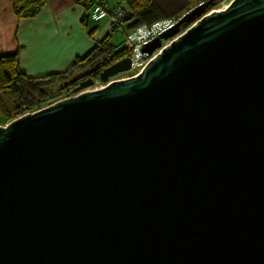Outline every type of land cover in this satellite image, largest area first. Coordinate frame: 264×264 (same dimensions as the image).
<instances>
[{
  "label": "water",
  "instance_id": "95a60500",
  "mask_svg": "<svg viewBox=\"0 0 264 264\" xmlns=\"http://www.w3.org/2000/svg\"><path fill=\"white\" fill-rule=\"evenodd\" d=\"M212 1L0 125V264H264V0Z\"/></svg>",
  "mask_w": 264,
  "mask_h": 264
},
{
  "label": "trees",
  "instance_id": "16d2710c",
  "mask_svg": "<svg viewBox=\"0 0 264 264\" xmlns=\"http://www.w3.org/2000/svg\"><path fill=\"white\" fill-rule=\"evenodd\" d=\"M47 0H13L12 10L17 19L35 17ZM196 0H124L127 17L122 27L112 30L98 41L85 55L74 58L71 65L58 72L41 76L25 74L19 65V49L0 56V124L33 111L46 104L49 98L73 90L78 82L99 77L100 71L125 56L121 46L117 49L111 41L118 29H131L141 24L150 25L160 19L178 16L188 10ZM90 5V4H89ZM85 5L81 22L84 23L89 13ZM185 22L182 25H186ZM191 23V21H190ZM189 23V24H190ZM186 28V27H185ZM93 29L88 30L91 36Z\"/></svg>",
  "mask_w": 264,
  "mask_h": 264
},
{
  "label": "crops",
  "instance_id": "0c3cea01",
  "mask_svg": "<svg viewBox=\"0 0 264 264\" xmlns=\"http://www.w3.org/2000/svg\"><path fill=\"white\" fill-rule=\"evenodd\" d=\"M106 8L115 0H104ZM96 5L95 14L81 16L84 7L73 0H47L32 18L17 19L13 0H0V56L19 49L21 70L30 76H41L67 69L74 58L85 55L111 30L106 9ZM103 13L100 14V13ZM92 21V24L90 23ZM92 35L88 30L93 29Z\"/></svg>",
  "mask_w": 264,
  "mask_h": 264
},
{
  "label": "built area",
  "instance_id": "2783aa9c",
  "mask_svg": "<svg viewBox=\"0 0 264 264\" xmlns=\"http://www.w3.org/2000/svg\"><path fill=\"white\" fill-rule=\"evenodd\" d=\"M75 1L79 2L81 0H75ZM205 1L206 0H196L195 4L192 5L188 10H190L191 8H194L197 5L203 4ZM231 1L232 0H216V2L212 6L206 9V13H210L213 10H221L225 8ZM108 14L110 15V20L111 22H113V24L115 23L121 24L123 22V19L126 13L122 7L113 6L110 8V10H108ZM182 15L183 14H180L178 16H173L167 19H160V20L153 22L150 25L141 24L135 28L123 29V32L125 35L124 40H123V46L126 47L128 50V56L130 58V68L127 71L119 72L109 77L108 82L112 80L124 79V78L137 75L150 59L155 57L161 51L163 47L168 45L180 33H177L174 36L169 37L167 39L160 38V47L154 49L150 54H147L141 51V48L143 47V45L152 41L155 37L159 36L166 30L172 28L179 21ZM121 74H126V75L122 76ZM105 84L106 83L104 82L102 83V81L98 77L94 79V82L92 86L89 87V89L100 88L104 86ZM72 91L73 90L69 88V92L58 94L52 98H49L46 101V104L55 102L60 99L67 98L72 95Z\"/></svg>",
  "mask_w": 264,
  "mask_h": 264
},
{
  "label": "rangeland",
  "instance_id": "374dc122",
  "mask_svg": "<svg viewBox=\"0 0 264 264\" xmlns=\"http://www.w3.org/2000/svg\"><path fill=\"white\" fill-rule=\"evenodd\" d=\"M83 1V2H82ZM120 2L121 3V5L120 4H114V5H112V6H110L109 8H106V3H105V1L104 0H94V3H96L98 6H99V8L100 9H102V8H104V9H106V11H107V14H108V10H110V8L111 7H113V6H120V7H122L124 10H125V8H124V6H125V3H124V0H115L114 2ZM73 3L74 4H76V5H80V6H83L84 7V9H85V5H89V7H87V9H88V12L90 13V14H92V15H94L95 14V11L97 10L96 8V5H94V6H92L91 7V5H93V2H92V0H81V1H79V2H76L75 0H73ZM195 4V3H194ZM193 4V5H194ZM210 6H212V4H209L208 6H207V8L208 7H210ZM125 13H126V10H125ZM100 14H102L103 15V13L101 12ZM108 17H109V22H110V25H111V30H112V27H114V26H116V27H122V26H124L125 24H124V21H125V18L127 17V13L125 14V16H124V19H123V22L120 24V23H115V24H113V22H111V20H110V15L108 14ZM90 23L92 24V21H90ZM190 23V22H189ZM189 23H187L186 25H182V26H180V28H179V32L178 33H182L190 24ZM186 27V28H185ZM126 29H128V28H126ZM110 30V31H111ZM109 31V32H110ZM108 32V33H109ZM107 33V34H108ZM106 34V35H107ZM105 35V36H106ZM104 36V37H105ZM103 37V38H104ZM124 37H125V35H124V32L121 30V29H118V31H116L115 32V34L112 36V39H111V41H112V43L114 44V45H116V47H117V49L121 46V44H122V42H123V40H124ZM172 37V36H171ZM122 49H124L125 50V56H127L128 55V50H127V48L126 47H124L123 46V44H122ZM123 58V57H122ZM122 76H125L126 74H121ZM100 79V78H99ZM103 83V82H102ZM99 85V84H98ZM90 86H92V85H90ZM90 86H88V87H86V88H83V90H92V89H89V87ZM75 88V87H74ZM73 88V89H74ZM82 90V89H81ZM81 90H79V91H81ZM79 91H77V92H79ZM77 92H74V90L72 91V95H74V94H76ZM71 95V96H72Z\"/></svg>",
  "mask_w": 264,
  "mask_h": 264
},
{
  "label": "clouds",
  "instance_id": "9594fccd",
  "mask_svg": "<svg viewBox=\"0 0 264 264\" xmlns=\"http://www.w3.org/2000/svg\"><path fill=\"white\" fill-rule=\"evenodd\" d=\"M206 1H207V0H206ZM206 1H205V2H206ZM215 2H216V0H213L210 4L213 5ZM190 7H191V6H190ZM190 7H189V8H190ZM189 8H188V9H189ZM206 9H207V8H206ZM188 11H189V10H188ZM185 12H187V11H185ZM185 12H184V13H185ZM184 13H182V14H184ZM191 23H192V22H191Z\"/></svg>",
  "mask_w": 264,
  "mask_h": 264
},
{
  "label": "bare ground",
  "instance_id": "6f19581e",
  "mask_svg": "<svg viewBox=\"0 0 264 264\" xmlns=\"http://www.w3.org/2000/svg\"><path fill=\"white\" fill-rule=\"evenodd\" d=\"M127 56H128V55H127ZM124 57H125V56H124ZM128 57H129V56H128ZM52 103H53V102H52ZM49 104H51V103H49ZM49 104H45L44 106H47V105H49ZM44 106H43V107H44ZM29 112H31V111H29ZM24 113H27V112H24ZM24 113H23V114H24ZM15 118H16V117H15ZM13 119H14V118H13ZM11 120H12V119H11ZM6 123H7V122H6ZM4 124H5V123H4ZM0 125H3V124H0Z\"/></svg>",
  "mask_w": 264,
  "mask_h": 264
}]
</instances>
